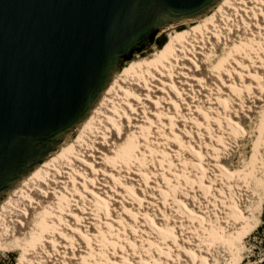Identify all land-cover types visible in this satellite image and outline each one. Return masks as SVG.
Returning <instances> with one entry per match:
<instances>
[{
	"label": "bare ground",
	"instance_id": "obj_1",
	"mask_svg": "<svg viewBox=\"0 0 264 264\" xmlns=\"http://www.w3.org/2000/svg\"><path fill=\"white\" fill-rule=\"evenodd\" d=\"M180 28L117 72L69 148L0 203L14 237L29 228L20 245H40L39 263L20 264L241 262L262 209L264 138L248 163L232 154L253 136L247 105L264 104V0H220L163 32ZM257 160L253 183L245 165Z\"/></svg>",
	"mask_w": 264,
	"mask_h": 264
},
{
	"label": "water",
	"instance_id": "obj_2",
	"mask_svg": "<svg viewBox=\"0 0 264 264\" xmlns=\"http://www.w3.org/2000/svg\"><path fill=\"white\" fill-rule=\"evenodd\" d=\"M220 0H0V203L165 29Z\"/></svg>",
	"mask_w": 264,
	"mask_h": 264
},
{
	"label": "rangeland",
	"instance_id": "obj_3",
	"mask_svg": "<svg viewBox=\"0 0 264 264\" xmlns=\"http://www.w3.org/2000/svg\"><path fill=\"white\" fill-rule=\"evenodd\" d=\"M180 30H182V28L174 29V30L169 29L165 32L160 33L156 39L157 41L150 48L145 50L142 54L141 53L136 54L131 60L127 61L124 66L127 67L130 65L131 61H135V60L142 58L145 55H148L152 52H159L163 47H165V45L168 43L169 39L171 37H173L174 35H176ZM137 55H139V56H137ZM210 72H212L211 68H210ZM247 106H250L251 109L253 108V115L252 116L249 114L246 115V121L248 122V124H251V131L253 133V136L250 135V137L249 138L247 137V139H245V141L243 143H241L237 147H234L233 154H232V156H233L232 162L234 165L243 163V161L244 162L246 161L245 163H248L250 161L249 159L252 155V149H253L254 143L256 142V137H257V139L259 137L261 141L264 138V126H263L264 122L260 121V118L258 117V114H261L260 109H264V104H262V107H259L257 109H255L254 105H251V104H248ZM249 111H250V109L247 110L246 112L248 113ZM256 111H257V114H255ZM262 117L264 118V115ZM255 121L257 122V124H253ZM74 136H75V133L73 132L71 135H69L66 138V140H68L69 137L76 139V136L75 137ZM67 143L61 149H60V147H61L60 146L55 152L58 151L57 154H61L63 151L67 150L69 148V147L67 148ZM260 149H261L260 147L257 149V153L259 154L260 158H263V154L260 152ZM261 164L262 163L257 160L256 165L254 162H252V163L250 162L249 165H245V167L248 169L246 174H248L249 177H252V181L254 178L255 179L260 178L261 174L259 172V167L261 166ZM236 168H237V166H236ZM196 174L200 175V172L196 171ZM253 183H254V181H253ZM257 186L260 190L261 196L264 197V193L261 192L262 185L259 181H257ZM263 213H264V198H263L261 212L255 216V219H256L255 229L253 231H250V233L244 239L240 240V244H241L240 248H242L241 249L242 257H241V262L239 264H261V263H264V244H262V242H261V238L264 237ZM9 223H11V225ZM12 224H13V222H8V220L6 222H3V223L0 222V236H1L0 237V240H1L0 241V264H20L21 258L25 254H27L28 257H32L31 259H37V262L39 263V260L42 257L40 254V251H39L40 245L34 244L33 250H31L32 249V247H31L32 243H30V244L23 243L20 245V240L21 241L23 240V239H21V238H23L22 234L28 233L29 228H26L25 230H23L21 232H17L15 237H14L13 236L14 233L12 230V228H13ZM7 226H8V228H7ZM20 233H22V234H20ZM102 240L103 239L101 237L100 241H102ZM209 242H211V238H207V243H209ZM215 244H217V242L213 241L212 244L211 245L208 244V246H213ZM98 245L104 246L105 244L99 242ZM111 249L112 248H109V250H111ZM74 253H75V250L70 252V255H72ZM26 264H28V263H26Z\"/></svg>",
	"mask_w": 264,
	"mask_h": 264
},
{
	"label": "trees",
	"instance_id": "obj_4",
	"mask_svg": "<svg viewBox=\"0 0 264 264\" xmlns=\"http://www.w3.org/2000/svg\"><path fill=\"white\" fill-rule=\"evenodd\" d=\"M263 225H264V213H263ZM261 242L262 244H264V237L261 238ZM261 264H264V263H261Z\"/></svg>",
	"mask_w": 264,
	"mask_h": 264
}]
</instances>
